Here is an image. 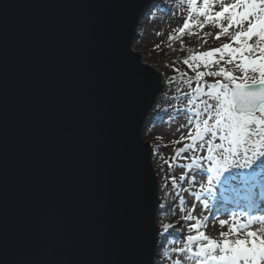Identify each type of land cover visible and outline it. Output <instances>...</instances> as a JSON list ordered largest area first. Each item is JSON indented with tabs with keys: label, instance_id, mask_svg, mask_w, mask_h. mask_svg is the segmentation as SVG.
Masks as SVG:
<instances>
[{
	"label": "water",
	"instance_id": "95a60500",
	"mask_svg": "<svg viewBox=\"0 0 264 264\" xmlns=\"http://www.w3.org/2000/svg\"><path fill=\"white\" fill-rule=\"evenodd\" d=\"M139 2L0 0L8 29L7 209L6 219L0 211V241L6 230L10 260L141 259L146 241L123 135L140 101L121 58L139 11L128 6ZM145 2L151 7L154 0ZM143 16L129 37L139 57L132 48ZM159 94L137 113L146 152L152 151L144 128Z\"/></svg>",
	"mask_w": 264,
	"mask_h": 264
},
{
	"label": "snow or ice",
	"instance_id": "6c2138e0",
	"mask_svg": "<svg viewBox=\"0 0 264 264\" xmlns=\"http://www.w3.org/2000/svg\"><path fill=\"white\" fill-rule=\"evenodd\" d=\"M186 4L188 15L182 26L176 27L174 33L169 34V41L180 39L183 49L182 37L186 32L188 35H196L193 29L202 30L212 26L218 29L214 39L227 37L228 42L207 51L193 53L182 60L194 72V79L188 77L186 72L180 73L181 77H188L182 79L181 83L186 84L189 91L185 93L177 89L187 101L183 111L189 118L186 125L180 126L187 127V135L172 141L183 144V147L176 150L173 159L190 160L178 165L188 170L179 176V181L189 185L183 188L188 193L197 183V175L206 176V183H199V191L191 192L196 200H201L203 193L211 194L215 184L226 185L236 177L251 191L257 180L264 184V0H202V3L199 0H186ZM128 7L139 11L134 14L132 25L125 33L121 58L134 95L140 103L129 113L123 135L124 147L138 186L141 226L146 241L141 259L132 264H185L181 256L194 264H264V232L258 234L255 230L244 231L253 224H264V216L249 218L247 222L240 223L242 218L233 215L231 224L229 220L219 219V225L222 228L228 226V231L220 232V239H215L201 230L207 227L208 217L201 220L195 216L193 213L196 207L192 205L191 211L179 218L186 223L192 222L188 224L190 234L183 237L182 246H172L180 245L178 232L177 238L172 243L168 242L166 234L170 230L177 231L176 223L162 222L158 214L166 218L165 209L168 208L173 214L174 209L169 208L166 202L154 199V192L163 190L167 196L169 182L174 190L180 185L172 175L166 176L165 182L160 184L154 180L150 159L154 153L158 155L159 145L152 152H146L145 142L137 130V113L147 110L155 93L165 92L175 81L169 78L167 85L162 86L153 67L144 64L137 54L130 51L129 37L138 24V17L145 15L146 8L151 11L155 5L149 7L145 0H141ZM7 40V25L0 21V211L5 219ZM173 70L179 73L178 68L174 67ZM206 77L213 78V82H208ZM150 123L155 124L156 121ZM186 152L192 153L190 158L181 155ZM164 163L172 167L168 160ZM190 172H196L197 175L190 176ZM178 202L184 205L185 197L180 196ZM203 203L207 205V201ZM180 211L184 213L185 209L181 207ZM193 232L196 234H191ZM160 239L164 242L160 243ZM0 264H19L8 258L6 230L0 241Z\"/></svg>",
	"mask_w": 264,
	"mask_h": 264
},
{
	"label": "rangeland",
	"instance_id": "374dc122",
	"mask_svg": "<svg viewBox=\"0 0 264 264\" xmlns=\"http://www.w3.org/2000/svg\"><path fill=\"white\" fill-rule=\"evenodd\" d=\"M199 2L202 3V0H199ZM153 4L155 7H152L151 11H148L143 17H141V22L137 28V38L133 42L132 49L135 52H138L144 64L151 65L155 70L162 74V86L167 85L169 78L173 79L175 82L171 86H168L165 92L158 95L157 102L147 119V125L145 126L147 129L144 128L143 139L147 141L151 151L159 145L158 155L154 153L151 156L157 184L165 182L164 178L172 175L177 178V183L180 185V187L174 190L169 182L168 198L166 200L170 201L168 207L174 209V214L169 212L168 208H166L165 212H167V217L165 218L158 215V219L165 223H176L177 231L174 232L170 230L166 235L168 239L170 237L174 240L177 238L178 232L180 245L173 244L172 246H182L183 237L190 234L188 232V224L192 222H185L183 224V221L179 218L191 211L192 205H195L197 208L201 204L200 201H207V205L202 207V210H204L205 213L202 214L200 209L193 213L195 216L200 217L201 220H203V218L212 211L211 206H213V203L223 201L227 210L231 212V215L228 217H225L224 215L219 216L212 224L201 229L210 237L220 239L219 233L222 231H228V226L222 228L219 225V219L229 220L231 224V218L233 215L238 218H244V220H240V223H245L244 221H247L249 218L264 216V200H262L264 197L261 199V193L258 195V190L264 184L257 180L255 186L249 191V187L243 184L239 177H236L226 185L215 184L211 194L203 193L201 200H196L191 195V192L199 191V183H206V176H199L196 172H190V176L197 175V183L191 187L190 192L185 193L183 191V188L189 187V185L186 182L179 181V176L188 170L183 169L178 165L188 163L190 160L173 159L176 150L183 147V144H175L172 143V141L179 140L180 136L187 135L188 131L187 127L180 128L181 125L187 124L189 117L188 114L183 111V109L187 107V101L183 97L181 91H177V89H181L185 93L188 92L189 89L187 85L181 83V80L187 79L188 77L194 79V72L184 65L182 60L193 53H199L201 51H207L211 48L219 47L221 44L228 42V38L221 37L220 40L214 39L218 29L212 26H206L202 30L196 28L193 29V31L197 33L196 35H188L186 32L182 37L184 46L183 49H181L180 39L169 41L168 36L170 33H174L176 27L182 26L184 19L188 15L186 0H184V2H181V0H154ZM170 7L174 9L173 12L171 11L172 13L167 16L165 10ZM151 13H153V15H151ZM168 17L172 18V20L169 21ZM195 19L196 17H194V20ZM205 34L208 35L205 36ZM205 39L207 41L206 43ZM155 45H159L160 47L156 48ZM173 62H175L174 65ZM174 67L179 69V73L174 72ZM185 72L188 74V77H181L180 73ZM206 80H208V82H213V78L211 77H206ZM193 87H195V83L193 84ZM152 120H155L156 123L151 124L150 122ZM157 137H161V139H157ZM181 155L190 158L192 153L186 152ZM165 160L169 161L172 165L171 168L169 167V164L164 163ZM236 171L238 170H233V172ZM229 188L232 189L229 190V193L233 194L229 195L234 196L233 202L236 201L235 204L231 203L229 201V196H227L228 194L226 192L224 193V190ZM162 192V190H157L158 199L160 198L159 200L161 202H163L162 199H164V196L163 198L160 197ZM252 194L254 196L253 199V196L250 198V195ZM180 196L185 197L186 203L184 205H180L178 202ZM237 197L240 200H237ZM227 198L228 202L226 201ZM238 202H241V204ZM208 204L210 205L208 206ZM181 207L185 209L184 213L180 211ZM248 230H255L260 234L261 232H264V224H253L244 231L246 232ZM191 234L196 233L193 232ZM159 242L162 243V240L160 239ZM173 258H176L175 254H173ZM180 259L184 260L185 264H194L192 261H186L184 256H181Z\"/></svg>",
	"mask_w": 264,
	"mask_h": 264
},
{
	"label": "bare ground",
	"instance_id": "6f19581e",
	"mask_svg": "<svg viewBox=\"0 0 264 264\" xmlns=\"http://www.w3.org/2000/svg\"><path fill=\"white\" fill-rule=\"evenodd\" d=\"M173 9L174 8H172V7H170V8H168V9H166L165 10V13L167 14V16H169L170 15V13H172L173 12ZM172 11V12H171ZM168 19H169V21H171L172 20V18H170V17H168ZM140 22H141V20H140ZM140 24V23H139ZM163 84V83H162ZM157 99H158V97H157ZM157 99H156V101H155V103L157 102ZM155 103H154V105H153V107L155 106ZM153 109V108H152ZM231 188H229V189H226V190H224V193L226 192L228 195L227 196H229V201L231 202V203H236V201L235 202H233V198H234V196H232V195H229V194H233V193H229ZM232 190V189H231ZM252 191H255V190H252ZM257 192V191H256ZM255 193V192H254ZM261 193V194H260ZM261 195L260 197H261V199H262V197H264V185L258 190V195ZM257 195V196H258ZM253 196V194L252 195H250V198ZM254 198V196L252 197V199ZM237 200H240L238 197L236 198ZM262 200H264V198L262 199ZM227 202H228V198H227V200H226ZM201 202V204L199 205V207H197L196 208V211L197 210H199L200 209V211H201V213L203 214V213H205V211L204 210H202V207L204 206V203L202 202V201H200ZM238 203H240L241 204V202H238ZM237 203V204H238ZM210 204H208V206H209ZM212 207V211L210 212V213H208V215H207V217H208V223H207V225H210V224H212L213 223V221L214 220H216L219 216H222V215H224L225 217H228L229 215H231V212L229 211V210H227V207L224 205V203H223V201H218V202H216V203H213V206H211ZM209 210H211V209H209ZM242 218V217H241ZM241 220H244V218H242ZM183 221V220H182ZM244 222H247V221H244ZM185 223V221H183V224Z\"/></svg>",
	"mask_w": 264,
	"mask_h": 264
},
{
	"label": "trees",
	"instance_id": "16d2710c",
	"mask_svg": "<svg viewBox=\"0 0 264 264\" xmlns=\"http://www.w3.org/2000/svg\"><path fill=\"white\" fill-rule=\"evenodd\" d=\"M154 10H155V9H154ZM151 15H153V13H151ZM162 191H163V190H162ZM160 196H161L162 198H163V196H164V199H165V200H164V199L161 198L162 201H163L162 203L166 202L167 205L170 204V201H169V200H166V199L168 198V195L165 196V194L162 192V194H161ZM158 215H161L162 217H164L163 214H158ZM163 235H165V234H163ZM163 235H162V236H163ZM161 240H162V243H163V242H164L163 239H161ZM167 240H168L169 243H172V241H173L172 238H170V237H169V239L167 238Z\"/></svg>",
	"mask_w": 264,
	"mask_h": 264
}]
</instances>
